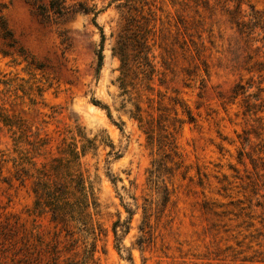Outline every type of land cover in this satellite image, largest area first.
Wrapping results in <instances>:
<instances>
[{
    "label": "rangeland",
    "instance_id": "1",
    "mask_svg": "<svg viewBox=\"0 0 264 264\" xmlns=\"http://www.w3.org/2000/svg\"><path fill=\"white\" fill-rule=\"evenodd\" d=\"M111 1L0 0L16 41L0 36V106L17 120L0 122V264H45L38 235L80 253L96 244L93 264H264V0ZM143 36L151 67L134 55ZM192 41L204 42L208 73ZM75 146L97 205L90 233L71 222L67 234L34 209L33 190L36 169L74 160Z\"/></svg>",
    "mask_w": 264,
    "mask_h": 264
},
{
    "label": "trees",
    "instance_id": "2",
    "mask_svg": "<svg viewBox=\"0 0 264 264\" xmlns=\"http://www.w3.org/2000/svg\"><path fill=\"white\" fill-rule=\"evenodd\" d=\"M115 0L111 1L114 2ZM131 1V0H127ZM110 3V4H111ZM79 9L93 14V22L97 25L96 17L98 14V10L96 8H90L85 6L84 3H79ZM242 4L237 3L236 5V12L237 14L243 12ZM252 8V6H251ZM254 8L252 9V11ZM1 11V10H0ZM251 16V14H248ZM255 22L260 23L262 20V14L258 11L254 10V14L252 15ZM243 17H246L244 14L242 17H239V21H237L240 26H244L241 33L247 34L249 36L248 31L246 30L247 23ZM0 36L6 40H8V44L16 43L13 33L8 26L6 18L3 14L0 13ZM105 34L102 31V40L104 42ZM10 42V43H9ZM123 42L118 41V45L116 46V52L119 55L121 65L126 66V54L119 53L117 50L121 49V44ZM192 45L194 47L195 54L197 59H199L202 64L204 65V69L206 73H208L207 69V62L202 59V53L205 50V44L203 41L194 42L192 41ZM146 50H149V44L147 42L146 37H141L137 40V49L135 50V57L137 59H145L147 65L151 67L149 60H147L148 56ZM1 53L5 56L12 55L13 52H9L6 50H1ZM21 55V54H20ZM103 64V54L102 49H100L98 54V70L101 69ZM122 82H126L125 78H122ZM95 101V100H94ZM95 104L99 105V102H94ZM137 113L134 114V118L140 122V125H143L144 118L141 114V106L136 105ZM109 116H111L110 112ZM187 115L191 121H193L194 117L192 116L191 112L188 110ZM17 120L14 116H10L9 114L5 113L4 108L0 106V122H2L7 127H14L17 126ZM20 126V125H19ZM163 128L162 130H164ZM144 133L147 135L148 142H154L155 135L157 136L156 130L154 129L153 125L150 123L146 129L143 130ZM161 138H165V144H163L164 148L166 149L167 155L171 159V163L174 161V157L178 156L177 146L175 142V138L171 132H166L165 134H159ZM85 154V149L83 148L81 151L78 150L77 146L70 152V156L74 160H67L64 161L60 158H54L50 164L44 163L42 168H37V175L34 187L35 192V202H34V209L38 210L39 212H48L51 217V221L54 223L56 227L60 226V229L65 230L67 234H72L69 230L66 229L67 225L71 222L74 223V227H77L81 232H91L93 229L92 215L89 211V208L96 207V200L94 199V192L90 185L87 184L88 180L85 179L83 174L77 168L79 166L78 160L81 158L82 155ZM119 157V156H118ZM154 162V169L150 170V180L156 181V177L158 178V174L160 173V168L162 167L160 164H156ZM177 164L176 161H174ZM166 167V166H165ZM114 182V180L112 179ZM157 192L161 194L163 198L162 204L165 206L170 199V190L166 184L163 186H159L157 188ZM130 214L129 218H132V212L127 210ZM146 218V215L144 216ZM130 223V220L126 221ZM119 221L115 222L113 225V232L114 235L118 236V229ZM145 226H149L147 220L144 223ZM90 230V231H89ZM143 230V228H141ZM61 232V231H59ZM58 233V231H57ZM56 237V236H55ZM72 237V238H71ZM69 238V242L71 245L73 242H77V238H73L71 236ZM27 236H23L21 240L23 241V248L26 244ZM37 240L42 243L43 252L45 253L46 262L45 264H93L94 263V254L96 251V244H92L90 249L85 248L82 253L75 250V248H66L65 245L60 247V243L62 240L56 238L55 240H51L50 242H43L40 236H37ZM72 253V255H69ZM80 257V258H79ZM14 264H37L33 262V258H20Z\"/></svg>",
    "mask_w": 264,
    "mask_h": 264
}]
</instances>
